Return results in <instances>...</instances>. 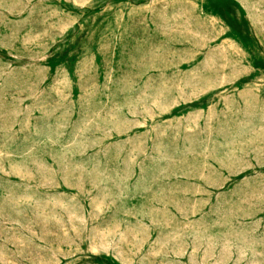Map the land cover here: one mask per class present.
<instances>
[{
	"label": "rangeland",
	"instance_id": "1",
	"mask_svg": "<svg viewBox=\"0 0 264 264\" xmlns=\"http://www.w3.org/2000/svg\"><path fill=\"white\" fill-rule=\"evenodd\" d=\"M0 264H264V0H0Z\"/></svg>",
	"mask_w": 264,
	"mask_h": 264
}]
</instances>
